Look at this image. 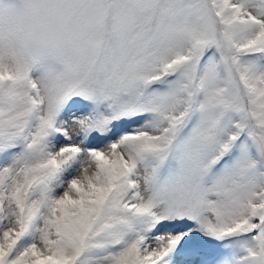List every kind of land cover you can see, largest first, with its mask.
<instances>
[{
	"label": "snow or ice",
	"instance_id": "6c2138e0",
	"mask_svg": "<svg viewBox=\"0 0 264 264\" xmlns=\"http://www.w3.org/2000/svg\"><path fill=\"white\" fill-rule=\"evenodd\" d=\"M0 264H264V0H0Z\"/></svg>",
	"mask_w": 264,
	"mask_h": 264
}]
</instances>
